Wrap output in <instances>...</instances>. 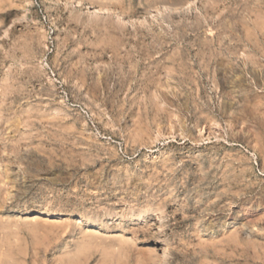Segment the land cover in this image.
<instances>
[{
	"label": "rangeland",
	"instance_id": "374dc122",
	"mask_svg": "<svg viewBox=\"0 0 264 264\" xmlns=\"http://www.w3.org/2000/svg\"><path fill=\"white\" fill-rule=\"evenodd\" d=\"M0 264H264V0H0Z\"/></svg>",
	"mask_w": 264,
	"mask_h": 264
}]
</instances>
